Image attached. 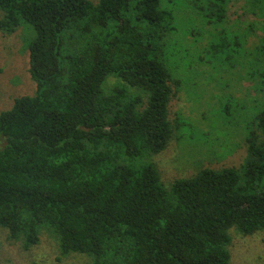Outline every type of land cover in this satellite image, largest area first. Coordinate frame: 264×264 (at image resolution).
I'll list each match as a JSON object with an SVG mask.
<instances>
[{
  "label": "trees",
  "instance_id": "16d2710c",
  "mask_svg": "<svg viewBox=\"0 0 264 264\" xmlns=\"http://www.w3.org/2000/svg\"><path fill=\"white\" fill-rule=\"evenodd\" d=\"M226 1L182 0L196 26L216 29ZM177 5L0 0V30L26 31L36 83L0 111V226L10 238L29 248L44 230L62 254H85L88 264H230L231 228L264 231V109L247 122L239 166L203 168L166 189L153 164L132 163L172 136L179 80L165 49ZM209 32L210 55L230 51L222 30Z\"/></svg>",
  "mask_w": 264,
  "mask_h": 264
},
{
  "label": "rangeland",
  "instance_id": "374dc122",
  "mask_svg": "<svg viewBox=\"0 0 264 264\" xmlns=\"http://www.w3.org/2000/svg\"><path fill=\"white\" fill-rule=\"evenodd\" d=\"M186 6L178 0L177 30L166 37L165 52H175L170 65L179 80L173 84L174 93L168 107L172 136L160 152L146 153L132 160L138 168L145 163L153 164L166 189L175 179L192 176L203 168L239 166L247 156V122L264 109L263 3L227 0L224 22L217 29L206 21L196 26ZM191 26L196 28L185 33ZM219 30H222L221 37L231 43L230 51L225 49L221 56L210 55L209 31ZM25 36L23 28L11 34L0 30V111L10 108L15 97L33 94L36 90L29 73ZM234 36L240 39L241 45L233 56ZM218 37L216 34L214 41ZM253 67L257 68L255 73ZM116 81L110 77L106 89ZM230 234V264H264V231L243 234L231 228ZM88 262L85 254H62L56 239L47 231H42L37 244L25 248L22 240L10 238L9 231L0 226V264Z\"/></svg>",
  "mask_w": 264,
  "mask_h": 264
}]
</instances>
